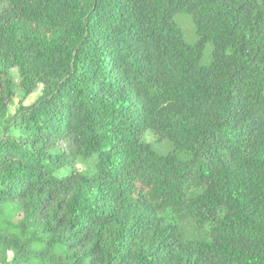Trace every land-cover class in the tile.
<instances>
[{
    "label": "trees",
    "instance_id": "obj_1",
    "mask_svg": "<svg viewBox=\"0 0 264 264\" xmlns=\"http://www.w3.org/2000/svg\"><path fill=\"white\" fill-rule=\"evenodd\" d=\"M0 264H264V0H0Z\"/></svg>",
    "mask_w": 264,
    "mask_h": 264
},
{
    "label": "rangeland",
    "instance_id": "obj_2",
    "mask_svg": "<svg viewBox=\"0 0 264 264\" xmlns=\"http://www.w3.org/2000/svg\"><path fill=\"white\" fill-rule=\"evenodd\" d=\"M177 21L180 23L185 37L190 41V42H194L195 41V29H194V24L191 20V18L187 15H177L176 17ZM211 53V44H208L205 48V52H204V56H203V62L207 63L209 60V56ZM39 96V91H37L35 94H33L32 96H30L26 103L27 104H32L37 97ZM19 99H16V104L15 106L12 107V111L14 112L18 106H19ZM143 140L145 142H149L152 144V146L161 154H166L168 153L171 148H172V143L168 140H163V141H159L154 134H152L151 131H147L146 134L144 135ZM78 168L80 170H84L86 169V165L84 163H79L78 164Z\"/></svg>",
    "mask_w": 264,
    "mask_h": 264
}]
</instances>
